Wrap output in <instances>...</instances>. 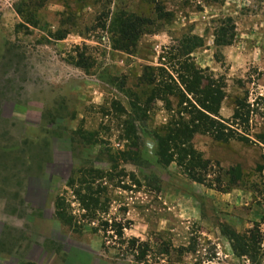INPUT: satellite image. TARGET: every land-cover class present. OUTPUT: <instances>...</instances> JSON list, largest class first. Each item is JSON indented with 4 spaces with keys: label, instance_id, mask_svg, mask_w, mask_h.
I'll list each match as a JSON object with an SVG mask.
<instances>
[{
    "label": "rangeland",
    "instance_id": "1",
    "mask_svg": "<svg viewBox=\"0 0 264 264\" xmlns=\"http://www.w3.org/2000/svg\"><path fill=\"white\" fill-rule=\"evenodd\" d=\"M128 15L147 32L114 49ZM227 19L233 42L216 46ZM192 37L202 44L188 62L222 91L212 119L227 140L196 129L169 141L165 164L154 134L198 117L171 96L147 104L143 76L176 77V47ZM263 135L264 0H0V264H264Z\"/></svg>",
    "mask_w": 264,
    "mask_h": 264
},
{
    "label": "trees",
    "instance_id": "2",
    "mask_svg": "<svg viewBox=\"0 0 264 264\" xmlns=\"http://www.w3.org/2000/svg\"><path fill=\"white\" fill-rule=\"evenodd\" d=\"M161 10L162 9H158V21L164 20L165 13H162ZM115 22V27L113 26V28L117 38H111V41L114 49L119 48L123 50H128L129 47L134 48L135 42L138 40L139 36L146 34V28L150 24L148 20L136 15H128L124 18L119 17ZM226 22V25L219 27L215 32L214 44L216 46H230L233 42L234 32L233 27L231 26V20L227 19ZM67 35L68 31L57 30L51 36L59 41L65 39ZM180 42V45L176 47L178 56L176 59L182 60L180 65L181 70L177 69L172 73L175 74L176 77H173L171 73H167L163 68L151 69L149 67L145 69V76H143L146 77L149 84L154 86L150 92L151 96L146 102L147 104L150 102L154 103L157 99H160L164 100L169 106L168 101L163 99L162 96H171L177 99V114H193L195 117H198L197 125H194L193 122L190 121V123L193 124L194 129H189V126H183L186 123L179 121L176 123V127L170 131V133H173L171 136L163 138L154 134L157 142V154L162 158L168 156L165 164H168L171 161V155L168 153L167 149L169 148V141L172 142L175 140L179 142L182 140L180 138H184L183 140L186 142L191 138V134H193L196 129L204 131L209 130L207 132H212L210 130L213 129L215 131V134H213L215 140H227L223 138L225 136L222 131L223 126L212 119V116H215L217 113V106L223 96L222 91L216 86V82H214L211 77L206 76L203 71L197 69L192 62H188L190 59L189 55L195 49L200 47L202 43L194 37L188 39L184 38ZM87 60L88 59H85L83 56H80L79 61L76 63L77 67H90L91 65ZM188 96L191 97V100L187 98ZM137 110L138 111L135 110L136 112H134L135 115L138 114L137 118L144 120L145 110ZM246 114L244 113L242 115L237 110L233 117L235 119L243 120V117ZM131 127H129V129H132ZM200 127H203L204 129H201ZM92 137V133H84V136H82L83 139L81 140H84V142H90ZM262 137H264V135ZM243 139L245 140V138ZM183 155L185 154H181L179 157ZM55 206L56 217L65 224L70 225L72 219L65 215L62 201L58 200ZM117 228V236L122 237L121 227ZM232 240L235 242V245L237 244V248H239L237 252L238 256H245L250 253L249 249L247 250V247H244L243 242L239 240L238 236L232 234ZM252 240H255L254 237H252ZM130 243L132 244V247H134L135 242L131 241ZM237 248L235 247V249ZM148 251L147 244L143 243L135 251V253H137L135 257L136 260L143 261Z\"/></svg>",
    "mask_w": 264,
    "mask_h": 264
}]
</instances>
